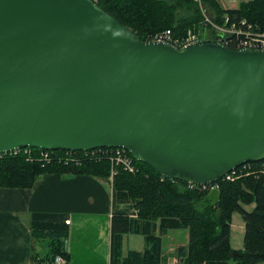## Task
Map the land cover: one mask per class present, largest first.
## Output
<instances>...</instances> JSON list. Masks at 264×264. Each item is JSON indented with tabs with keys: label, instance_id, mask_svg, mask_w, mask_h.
<instances>
[{
	"label": "water",
	"instance_id": "water-1",
	"mask_svg": "<svg viewBox=\"0 0 264 264\" xmlns=\"http://www.w3.org/2000/svg\"><path fill=\"white\" fill-rule=\"evenodd\" d=\"M122 148L213 184L264 161V50L141 41L93 0H0V154Z\"/></svg>",
	"mask_w": 264,
	"mask_h": 264
},
{
	"label": "trees",
	"instance_id": "trees-1",
	"mask_svg": "<svg viewBox=\"0 0 264 264\" xmlns=\"http://www.w3.org/2000/svg\"><path fill=\"white\" fill-rule=\"evenodd\" d=\"M98 5L141 41H150L157 32L167 29L183 35L188 29L199 30L203 14L195 0H98ZM207 10L215 12L218 25L246 20L264 31V0H249L236 9L224 8L220 0H202ZM177 10L182 11L179 16ZM212 32V31H211ZM214 33V32H212ZM215 39V34L209 35ZM42 150L31 155H3L0 158V188L31 189L43 174L88 175L109 180L108 159L66 161V150L50 151L55 156L46 164ZM132 157V155L129 153ZM133 158V157H132ZM134 159V158H133ZM138 172L119 169L112 182L113 219L110 264H165L163 238L171 230H188L189 243L177 249L179 264H264V170H254L234 182L220 180L218 191L191 189L181 180L162 177L157 171L134 159ZM256 169L264 161L251 163ZM256 171V172H255ZM251 207V210L248 208ZM239 214L245 224L243 248L232 247V218ZM37 239H49L50 252L40 262L54 261L66 250L69 227L66 223H33ZM126 235L145 240L143 251L124 253Z\"/></svg>",
	"mask_w": 264,
	"mask_h": 264
},
{
	"label": "crops",
	"instance_id": "crops-1",
	"mask_svg": "<svg viewBox=\"0 0 264 264\" xmlns=\"http://www.w3.org/2000/svg\"><path fill=\"white\" fill-rule=\"evenodd\" d=\"M112 219L111 179L43 174L31 189L0 188V264H53V261H39L47 256L42 257L39 253L37 246L43 240L35 237L34 222L68 225L69 264H110ZM185 231L188 242L176 235L169 241V253L164 251V238L170 231L163 238L165 264H179L177 249L189 243V231ZM234 232L245 237L243 221L232 223V234Z\"/></svg>",
	"mask_w": 264,
	"mask_h": 264
},
{
	"label": "built area",
	"instance_id": "built-area-1",
	"mask_svg": "<svg viewBox=\"0 0 264 264\" xmlns=\"http://www.w3.org/2000/svg\"><path fill=\"white\" fill-rule=\"evenodd\" d=\"M198 4H203L202 0H195ZM95 3L98 0H94ZM204 10V8H203ZM229 19H225L223 25H218L212 18L207 17L203 13V21L198 31L194 29H188L183 35H177L173 30L167 29L164 31L157 32L153 35L150 41L165 42L170 45H173L177 48H184L192 43H195L201 40L203 37L200 30L210 28L211 31L215 33V39L222 45L234 49V50H264V31L256 29L253 25L249 24L246 20L240 21L238 23H232L228 25ZM26 155H31V148H25L16 150L6 154H0V158L3 155H18L20 153ZM53 153L50 151L42 150L40 152V159L45 161L46 164H49L54 159ZM108 159L112 165L111 171V180L114 176L118 174L119 169H122L125 172L130 174H135L138 172V168L134 162V159L129 155L125 149L116 148V149H107L99 148L88 152H83L82 156L77 155V153H68L66 161H74L76 163H81L83 159ZM251 165H244L222 178L225 182H234L241 179L244 176L251 175L250 173ZM264 173V172H263ZM191 189L198 188L201 191H218L220 184L218 182L214 184L207 185H192L189 184ZM53 264H68V260L61 256L57 255L53 261Z\"/></svg>",
	"mask_w": 264,
	"mask_h": 264
},
{
	"label": "rangeland",
	"instance_id": "rangeland-1",
	"mask_svg": "<svg viewBox=\"0 0 264 264\" xmlns=\"http://www.w3.org/2000/svg\"><path fill=\"white\" fill-rule=\"evenodd\" d=\"M221 4L223 5L224 8H237L239 7L240 3L247 1V0H220ZM204 4H199V8L201 9V13H205L207 15V17L212 18L214 16H216L215 12L212 10H207V8L204 7ZM204 8V10H203ZM179 16L182 15V11L177 10ZM214 20V19H213ZM201 25V22H200ZM196 30V29H195ZM198 31V30H196ZM202 36H209V35H213L215 33L211 32V29H203L200 30ZM214 32V31H213ZM204 39V38H203ZM264 170V165L261 166L260 168L256 169L253 165H251L250 167V173L254 172V170ZM111 171H112V165H111ZM256 172V171H255ZM111 177V175H110ZM110 180V179H109ZM237 181V180H236ZM249 210H251V207L248 208ZM237 220H241L243 221L242 217L239 214H235L232 218V223L237 221ZM176 235H181L184 239L186 238V241L188 240L187 237V231L185 230H176V231H170V233L168 234V237L164 238V251L165 252H170V240H174ZM49 239H45L42 242H40L38 244V248H39V253L41 254L42 257H45V255L47 256V254L50 252V247H49ZM188 242V241H187ZM231 243H232V247L234 248H242L243 244H244V235L243 234H238L237 232H234V234H232L231 236ZM145 240L142 236L139 235H127L125 237V244H124V253L126 254L128 250H138V251H143L145 248ZM48 247H49V251H48ZM263 264V263H260Z\"/></svg>",
	"mask_w": 264,
	"mask_h": 264
}]
</instances>
